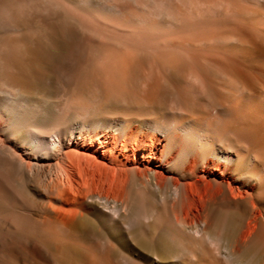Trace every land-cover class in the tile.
<instances>
[{
  "label": "bare ground",
  "instance_id": "1",
  "mask_svg": "<svg viewBox=\"0 0 264 264\" xmlns=\"http://www.w3.org/2000/svg\"><path fill=\"white\" fill-rule=\"evenodd\" d=\"M234 183H264V0H0V264H264Z\"/></svg>",
  "mask_w": 264,
  "mask_h": 264
},
{
  "label": "rangeland",
  "instance_id": "2",
  "mask_svg": "<svg viewBox=\"0 0 264 264\" xmlns=\"http://www.w3.org/2000/svg\"><path fill=\"white\" fill-rule=\"evenodd\" d=\"M244 156H246V153H245ZM244 158H246V157H244ZM244 158L241 159V156H240V161L243 162V163H245V159ZM254 174L253 175L257 177L258 174L255 171H254ZM253 182H255V181H253ZM30 184H32L31 185L32 189L37 187V186H39V182H33L32 181ZM233 186H234V189H231L230 194L236 199L237 198L240 199L242 197H245V194H244L245 191H248L250 194L251 193H253V194L259 193V192H262V191L264 192V183L261 184V187H259L258 188L259 190H257V191H252L251 189H248L247 187L242 188L239 183H236V184L234 183ZM192 189H193V191L195 193H197L196 188H192ZM197 196H198V198H200V195H197ZM36 197H37V199L40 202H42V197L41 198L38 197V196H36ZM263 207H264V205H263ZM94 220L99 225L100 229L105 230V232L107 231L108 235L112 238L111 240L114 243L115 247H117L119 249H123V247H126V245H125L126 239H125V237L123 236L122 233H117V232H115V230L114 231L106 230V229H104L102 227V225H101V223H100L98 218H94ZM248 221H249V217L247 215L241 216L239 218V222L241 223L242 228H244V229L246 228L245 225H247ZM242 233H243V231L240 234H242ZM150 235L152 236L154 234H150ZM18 251H19V253H21V257H23L24 259L28 260L30 263H33L35 261L44 262V261H47L49 259V254H45L43 252L44 249L41 247V245L36 243V241L34 239H31V238H30V240L29 239L24 240V245L22 246L21 249H18ZM46 255H48V256H46ZM136 255H137V259L142 261L143 264H156L155 261H154L153 256L148 254L145 251L144 252L143 251L142 252L138 251V252H136ZM163 260H165V259H163ZM163 260H160V261H162L160 264L166 263V261H163Z\"/></svg>",
  "mask_w": 264,
  "mask_h": 264
}]
</instances>
